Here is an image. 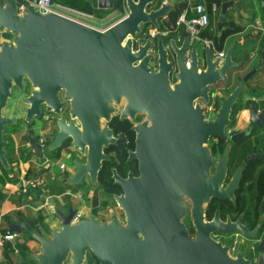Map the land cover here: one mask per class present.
I'll return each mask as SVG.
<instances>
[{"label": "water", "instance_id": "1", "mask_svg": "<svg viewBox=\"0 0 264 264\" xmlns=\"http://www.w3.org/2000/svg\"><path fill=\"white\" fill-rule=\"evenodd\" d=\"M88 1L93 7L110 8L114 0ZM18 2L0 0V164L5 169L10 163L3 130L11 125L21 129L38 157L66 155L72 172L62 184L78 185L87 178L95 189L103 162L110 159L105 149L110 144L121 147V138L107 122L115 114L129 121L144 114L136 149H128L127 158L137 157L138 175L128 171L123 177L111 169L122 191L109 197L123 219L116 213L108 219L89 214L70 222L74 209L69 207L66 213L55 211L59 228L47 227L45 236L33 228L31 218L15 223L4 217L9 231L25 229L39 243L38 251L27 253L21 263L83 264L90 251L100 264H247L241 250L231 256L227 244L210 236L216 227L224 232L243 227L220 224L217 217L206 221L204 205L211 197L233 199L243 166L259 153L244 158L224 184L229 145L214 162L207 140L212 134L224 137L232 106L249 89L246 82L259 65L238 75L241 62L232 58V43L221 65L209 46L203 47L199 61L197 44L186 62L184 30L180 43L171 32L136 42L147 25L160 28L161 18L169 23L170 0H124V15L102 28L53 11L42 13L31 5L19 13ZM230 4L220 2L217 29ZM154 54L156 70L148 64ZM212 85L232 89L220 95L214 118L207 120L198 99L208 103ZM14 87L20 93L19 106L5 114ZM247 105L252 121L264 118V108L258 112L252 102ZM149 118L163 131L147 138L144 125ZM170 126L176 128L171 135ZM188 207L194 237L182 220Z\"/></svg>", "mask_w": 264, "mask_h": 264}, {"label": "crops", "instance_id": "2", "mask_svg": "<svg viewBox=\"0 0 264 264\" xmlns=\"http://www.w3.org/2000/svg\"><path fill=\"white\" fill-rule=\"evenodd\" d=\"M54 1L61 3L72 1L88 4L93 8V13H90V21L101 28L103 25L105 27L117 20L126 12L124 0L121 8L114 7L115 0L110 8L93 7L88 0ZM170 1L173 4V10L176 9L179 0ZM188 1L195 3L201 0ZM202 1L209 8L207 0ZM221 1L223 0L219 2ZM231 1L232 4L226 10V12H229L228 17L225 19L224 15L222 28L225 27L224 23L226 21H233L241 24L243 29L227 35L224 38L222 48L226 49L229 44H233L232 58L241 63L243 62L241 65L242 71H248L252 67L259 65V68L255 71L256 73L248 81L250 82L248 86L257 87V91H251L249 87L247 91H243L240 94L237 100L242 105L236 116L237 126L241 127L249 120V113L246 107L249 99L254 98L264 101V71L258 73L264 69V65H261L264 60V33L257 35L253 32L252 27V23L256 20H261L264 23V0ZM219 9L220 3L218 10L210 14L209 27L204 31L207 35H219L222 30V28L217 29L216 27ZM172 11L168 14L169 23L173 22ZM97 19H100V24L96 23ZM166 23L168 22L161 18L160 24L164 25ZM173 24L175 25V21ZM249 24L250 26H248ZM146 29L147 31L154 30V27L147 25ZM248 38L256 39V41L246 51L244 44ZM1 39L4 40L5 38L2 37ZM22 137L23 132L21 129L14 128L11 125L4 127L3 138L8 141L6 157L10 163V169L7 170L0 164V234L9 231L4 217L15 223L31 218L33 228L37 229L41 234L49 236L46 228H59L60 225L55 214L56 210L66 213L69 207H72L74 211H81L83 216L94 214L98 218L105 219L110 218L111 213H119L118 208L109 200V197L102 189L99 187L91 189L87 178L78 185H64L61 183V180L72 172V168L66 162L65 158L67 157L63 152L38 157L36 153L31 151L30 146ZM53 159L54 161L52 162ZM62 161L66 164L64 169L59 168V163ZM31 176H39L43 181L37 188L23 192L21 190V180ZM76 204L77 206L75 207ZM12 246L16 247V251L13 250ZM38 249V241L30 236L29 231L21 229L16 231V237L11 243H6L5 247L0 249V264H37L34 260H29L26 263H21V261L26 257L27 253L36 252Z\"/></svg>", "mask_w": 264, "mask_h": 264}, {"label": "flooded vegetation", "instance_id": "3", "mask_svg": "<svg viewBox=\"0 0 264 264\" xmlns=\"http://www.w3.org/2000/svg\"><path fill=\"white\" fill-rule=\"evenodd\" d=\"M161 25V24H160ZM185 29L176 27L173 22L166 23L161 25L160 28H154V36H159V34L171 32L174 36L175 40L180 43L182 41V31ZM144 31H147L145 28ZM199 42L189 43L188 41V48L189 52L186 54L185 51V58L186 62L190 59V48L192 45L197 44V51L199 61L202 62L204 50L203 47L209 46L212 52L213 58V51L215 46L213 42L210 40L208 45H202ZM171 57V55H169ZM199 62V64L201 63ZM152 70H156V62H155V54L151 56L149 63H148ZM243 62L236 67L237 74L243 75L246 71H242L241 65ZM202 64H200L201 66ZM256 73V72H255ZM254 73V74H255ZM253 74V75H254ZM252 75V76H253ZM251 76V77H252ZM250 77V78H251ZM175 79L171 73V83ZM250 80V79H249ZM248 80V81H249ZM248 81L246 82L248 85ZM218 86H223L222 82L217 84ZM217 85H212V90L209 92V102L213 99L212 94L217 91L215 94V101H214V108H213V115H209V111L206 109V103H204L201 99H198L200 105L204 107L203 113L207 120L214 118V113L218 108V102L220 95L226 93L231 88H224L218 89ZM250 87V86H249ZM251 91H257V87H250ZM13 91V90H12ZM240 96V95H239ZM197 99L193 101V104L196 102ZM9 101V100H8ZM249 102H252L257 106V111H261L264 108V101H259L257 99L250 98ZM238 102L234 103L232 106V110L230 113L231 122L229 125L224 127V137H220L218 135H210L207 140V144L209 147V151L212 155L213 161H217L220 157L223 149L229 145L228 148V167L226 173V179L224 184L229 180L231 175L234 173L235 169L241 165L244 161V158L258 154L257 157L250 159L242 168L240 181L238 187L234 190V197L231 198H216L211 197L210 200L205 203L204 205V219L206 221H210L214 219V217L218 218L220 224L225 223H238V225L242 226L243 229H230L228 232H224L219 228H214L210 231V236L220 241L222 244H227V251L231 256H235L236 253L241 250L242 255L248 259L247 264H259L260 258V250L258 247L263 240V260H261V264H264V118H258V122L252 121L250 118L241 127L237 126V114L232 116L234 105ZM246 104V105H247ZM248 109V105L246 106ZM241 109V108H240ZM249 113V112H248ZM144 119V114H135V120L129 121L128 119H120L118 114L112 116V118L107 122L109 127L112 129V134L115 137L121 138V147L110 144L106 149L105 152L110 156V159L106 162L104 161L103 164H107L109 166V171L105 174L106 182L101 181L100 172L98 174V181L100 185L98 186L100 189L104 191V193L109 197L110 193H120L121 187L118 183H115L112 178V171L113 167L116 168L118 174L125 177L128 171H131L132 174L138 175V159L137 157L133 156L130 160H128V149L135 151L136 149V139L137 134L140 133L142 130L139 126V122H142ZM124 123L125 130H120L118 124ZM153 119L149 118L146 119L145 126V136L147 138L154 137V135L159 134L160 131H163V127L160 125L155 124ZM134 126V127H133ZM170 132V135L176 130L175 126H170L167 128ZM190 148V145H188ZM194 155L193 153H190ZM126 168V170L121 169V167ZM103 167V165H102ZM102 169V168H101ZM213 167H211V170ZM248 172L250 174L249 181L245 180L243 183L245 184L242 186V181L244 177V173ZM111 186L113 191L107 192L106 187ZM109 200L117 207L115 201L109 197ZM185 201V199H184ZM118 208V207H117ZM119 213L116 214L120 219H123L122 212L118 208ZM182 220L185 223L187 228L188 234L190 237H194L195 228L192 223V219L190 217L189 207L186 210ZM253 243L250 244V242ZM250 248V250H248ZM67 264V263H64ZM83 264H100L96 257L90 252L87 251L86 258Z\"/></svg>", "mask_w": 264, "mask_h": 264}, {"label": "built area", "instance_id": "4", "mask_svg": "<svg viewBox=\"0 0 264 264\" xmlns=\"http://www.w3.org/2000/svg\"><path fill=\"white\" fill-rule=\"evenodd\" d=\"M188 1V0H187ZM27 5H31L38 9L40 12H48L53 11L56 13H59L61 15L76 19L78 21L93 25L95 27H100L95 24H93L91 19V14L88 12H85L83 10L74 8L70 5H67L65 3L57 2L54 0H21V2L17 3V11L19 13H22ZM219 4L216 2H211V4L208 6L205 4L204 1H197L195 3H190V1L187 2L185 7H183L179 13L177 14L175 18V25L178 27H182L187 32L188 41L189 43H195L199 42L202 45H208L210 43V39L207 37V35H204L203 32L206 31L210 24V14L211 12H214L218 10ZM253 32L257 35L264 33V23L261 20H256L252 23ZM101 28V27H100ZM154 30L144 31L142 35H139L136 37V42H143L144 39L148 35H154ZM189 48L186 49V54H188ZM225 54V49H214L213 51V59L216 60L217 65H221L223 63ZM217 91H215L212 94V100L208 103H206V109L209 112L213 111L214 108V101H215V94ZM41 143H43V139H40ZM65 162L62 161L59 163V168L64 169ZM43 179L39 176H31L27 178H23L21 180V190L23 192H26L30 189L37 188L39 184H41ZM83 216V213L79 210H75L70 222H76ZM16 237V231H7L0 234V249H3L5 247L6 243H11L12 240H14ZM13 250H15L16 247L12 246Z\"/></svg>", "mask_w": 264, "mask_h": 264}, {"label": "trees", "instance_id": "5", "mask_svg": "<svg viewBox=\"0 0 264 264\" xmlns=\"http://www.w3.org/2000/svg\"><path fill=\"white\" fill-rule=\"evenodd\" d=\"M220 0H207V4L210 5L211 2H216L217 4H219ZM67 5H70L74 8H77V9H80V10H83L85 12H89V13H93V8H91L88 4L86 3H80V2H72V1H65ZM122 3H123V0H115V3H114V7H118V8H121L122 7ZM187 4V0H179L178 3H177V8L174 9L172 11V20L173 22L175 21V18L177 16V14L179 13V11L185 7V5ZM225 27L222 28L221 32L219 35H215V34H208L206 32H203L204 35H207V37L213 42L214 46L216 49H220L222 48L223 46V42H224V38L229 35V34H232V33H235V32H238V31H241L243 29V26L241 24H237L233 21H226L225 23ZM240 108H242V105L241 103H237L234 105V108H233V114L232 116H235L236 112L238 110H240ZM119 126V129L120 130H125V124L123 123H119L118 124ZM106 162V161H105ZM121 167V166H120ZM109 166L107 164H103V167L102 169L100 170V177H101V181L102 182H105V184H108V182H106V176L105 174L109 171ZM123 167H121L122 169ZM123 170H126V168H123ZM249 178H250V174L248 172L244 173V177H243V181H242V186H244L245 184L243 183L245 180L249 181ZM107 192H112L113 189L111 186H108L105 188Z\"/></svg>", "mask_w": 264, "mask_h": 264}, {"label": "rangeland", "instance_id": "6", "mask_svg": "<svg viewBox=\"0 0 264 264\" xmlns=\"http://www.w3.org/2000/svg\"><path fill=\"white\" fill-rule=\"evenodd\" d=\"M228 13L229 12H226L225 13V19H227V17H228ZM103 14V13H102ZM111 20H113V19H111ZM111 20H109V21H111ZM100 19L98 20H96V23L97 24H100ZM104 21V20H103ZM106 21V20H105ZM106 22H108V21H106ZM105 22V23H106ZM248 26H250V24L248 25ZM103 27H104V25H103ZM240 36V35H239ZM238 37V36H237ZM254 41H256V39L254 40H252V39H250V38H248L246 41H245V44H244V46H246L245 47V49H246V51H248L250 48H251V46L253 45V42ZM199 44V43H198ZM262 71H264V69H262V70H260V72H258V73H261ZM261 75V74H260ZM248 83H250V82H248ZM13 93H14V97H12V98H10L9 99V106L8 107H6V108H4V112H6V113H11L13 110H15V109H17L18 108V106H19V101H20V93L16 90V88L14 87L13 88ZM246 98V97H245ZM209 115L210 116H212L213 115V112H209ZM66 159V162L69 164V166H70V163H69V160L67 159V158H65ZM54 161V159L52 160V162ZM57 162V161H56ZM51 163V162H50ZM53 164V163H52ZM58 164V163H57ZM77 206V204L75 205V207ZM253 243V240H252V242H250V244H252ZM248 250H250V248L248 249Z\"/></svg>", "mask_w": 264, "mask_h": 264}]
</instances>
